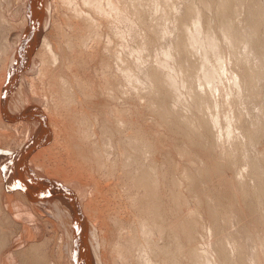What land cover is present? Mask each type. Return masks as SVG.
Returning <instances> with one entry per match:
<instances>
[{
    "label": "rangeland",
    "instance_id": "374dc122",
    "mask_svg": "<svg viewBox=\"0 0 264 264\" xmlns=\"http://www.w3.org/2000/svg\"><path fill=\"white\" fill-rule=\"evenodd\" d=\"M104 1H99L104 10L100 9L101 16L110 14ZM108 1L110 11L121 14L120 27L126 30L124 52L137 73V79L126 83L128 101L123 103L131 109L133 122H140L137 129L141 131H133L134 136L142 135L149 148L144 162L157 161L159 175L156 171L153 177L161 181L164 196L169 195L162 196L164 205L175 193L183 217L178 220L177 240L182 245L188 241L193 264H264V0ZM47 10L52 15L51 6ZM14 11H9L12 17L8 15L16 20ZM20 12L23 15L25 7ZM193 38L200 42L194 45ZM12 43L10 50L20 45L16 37ZM201 66L210 71L206 77ZM31 72L30 68L21 70L23 89L41 107L43 100L31 94L24 78ZM118 88L121 97L125 87ZM98 90L106 94L101 84ZM9 102L13 103L10 97ZM6 126L15 129L12 123ZM11 141L7 149L0 140V164L17 150L18 138ZM140 147L145 149L141 144L133 147L136 153L132 150L142 157ZM55 149L53 153L60 155L55 152L57 157L47 158L45 165L65 166L64 171L75 177L66 159L69 156L60 146ZM86 175L82 173L79 179L87 189L101 184L98 187L106 190L111 182L96 184ZM112 182L107 187L113 188ZM6 191L0 181V231L5 228L1 234L7 238L3 244L0 239V264H30L19 257L34 242L40 243L35 254L27 252L30 259L55 264L62 230L21 192L16 190L23 200L16 191H12L14 196ZM91 196H95L91 204L97 200L101 210L103 199ZM114 202L109 206H124L123 201ZM117 210L120 214L126 211ZM105 252L110 264L108 247ZM64 260L61 264H68Z\"/></svg>",
    "mask_w": 264,
    "mask_h": 264
},
{
    "label": "bare ground",
    "instance_id": "6f19581e",
    "mask_svg": "<svg viewBox=\"0 0 264 264\" xmlns=\"http://www.w3.org/2000/svg\"><path fill=\"white\" fill-rule=\"evenodd\" d=\"M99 1L0 0V140L9 149L12 137L18 138L14 156L0 164V181L8 194L21 192L62 230L55 264L64 258L68 264H109L107 247L110 264H193L188 241L182 245L177 240L178 220L183 217L179 216L175 193L172 191L170 202L164 205L162 196L169 195L164 196L161 181L153 177L156 171L159 175L157 161L144 162L149 148L142 135L134 136L133 131L140 128V122H133L131 109L123 103L128 101L127 81L137 79V73L124 52L126 30L120 27L121 14L111 12L106 0L110 14L101 16L103 0L102 4ZM47 6H51L52 15ZM20 7H25L23 15ZM11 9L17 13L16 20L8 15ZM15 37L20 45L10 50ZM192 40L194 45L200 42ZM28 68L31 75L24 78L31 94L43 100L41 107L34 105L23 89L21 70ZM202 70L204 77L210 72ZM97 81H102L106 94H99ZM117 86L123 88L121 97ZM9 123L15 129L7 127ZM141 144L145 147H140L142 157L133 148ZM55 146L70 157L66 159L75 169V177L64 171L65 166L45 165L47 158L57 157ZM82 173L96 184L114 181V187H107L110 182L103 190L98 187L101 184L94 183V188L87 189L79 179ZM92 193L103 199V205L98 204L104 213L96 207L97 200L91 204ZM114 200L123 201L124 206L110 207ZM117 209L126 211H121L122 215ZM184 219L191 226L189 219ZM1 229L3 244L7 238L1 234L5 228ZM39 243L23 251L20 261L28 259L32 264L34 259L33 264H41L27 254H35Z\"/></svg>",
    "mask_w": 264,
    "mask_h": 264
},
{
    "label": "water",
    "instance_id": "95a60500",
    "mask_svg": "<svg viewBox=\"0 0 264 264\" xmlns=\"http://www.w3.org/2000/svg\"><path fill=\"white\" fill-rule=\"evenodd\" d=\"M20 118H23L21 115H19ZM24 119V118H23Z\"/></svg>",
    "mask_w": 264,
    "mask_h": 264
}]
</instances>
